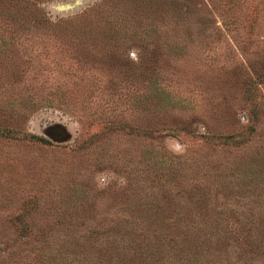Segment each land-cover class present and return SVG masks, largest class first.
<instances>
[{
  "label": "rangeland",
  "instance_id": "374dc122",
  "mask_svg": "<svg viewBox=\"0 0 264 264\" xmlns=\"http://www.w3.org/2000/svg\"><path fill=\"white\" fill-rule=\"evenodd\" d=\"M76 1L0 0V264H264V0Z\"/></svg>",
  "mask_w": 264,
  "mask_h": 264
},
{
  "label": "trees",
  "instance_id": "16d2710c",
  "mask_svg": "<svg viewBox=\"0 0 264 264\" xmlns=\"http://www.w3.org/2000/svg\"><path fill=\"white\" fill-rule=\"evenodd\" d=\"M38 2V0H33V5L34 4H36ZM22 7H26V6H22ZM23 9V8H22ZM25 11V10H24ZM37 13H38V15H40L41 16V14H42V10L41 9H37ZM0 134L1 135H4V134H7V132H5L4 130H0ZM31 138H34V139H37V140H41V141H45L43 138H40V137H38V136H35V135H32V136H30ZM185 232H186V230H184ZM187 233V232H186ZM205 235L206 236H211L212 235V233L211 232H206L205 233ZM222 239V237L220 236V237H218L217 239H216V242L218 241L219 242V240H221ZM197 261V260H196Z\"/></svg>",
  "mask_w": 264,
  "mask_h": 264
},
{
  "label": "water",
  "instance_id": "95a60500",
  "mask_svg": "<svg viewBox=\"0 0 264 264\" xmlns=\"http://www.w3.org/2000/svg\"><path fill=\"white\" fill-rule=\"evenodd\" d=\"M80 2V0H77L76 2H74L73 4H71V3H66V4H62V5H60V7L61 8H71L74 4H77V3H79Z\"/></svg>",
  "mask_w": 264,
  "mask_h": 264
}]
</instances>
